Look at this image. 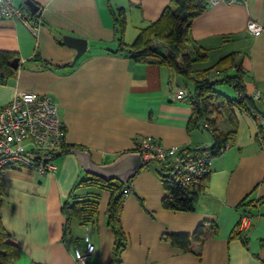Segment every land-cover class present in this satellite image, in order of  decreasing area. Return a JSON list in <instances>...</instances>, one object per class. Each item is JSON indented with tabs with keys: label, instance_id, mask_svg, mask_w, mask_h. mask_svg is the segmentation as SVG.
I'll list each match as a JSON object with an SVG mask.
<instances>
[{
	"label": "crops",
	"instance_id": "0c3cea01",
	"mask_svg": "<svg viewBox=\"0 0 264 264\" xmlns=\"http://www.w3.org/2000/svg\"><path fill=\"white\" fill-rule=\"evenodd\" d=\"M32 1L39 7L37 18L30 19L34 31L19 20L0 19V51L19 59L15 73L0 82V107L20 91L51 96L66 125V144L89 151L98 164L136 150L146 136L165 147L213 144L212 136L209 144L201 136L203 128L188 131L192 104L174 97L187 87L181 74L154 58L141 63L112 52L118 40L111 7L125 9L124 41L131 44L171 0ZM14 3L30 11L25 0ZM250 20L264 28V0L208 5L192 19L188 51L200 47L207 52L205 61L193 63L195 71L212 69L224 58L229 75L242 69L244 90L251 96L264 92V29L251 35ZM64 35L87 40L79 59L74 60L77 52L64 43ZM255 104L254 114L233 108L236 127L218 114L220 131L234 133L212 159L194 211L163 207L168 192L152 165L136 174L121 214L128 244L120 264H264V102ZM53 163V173L17 166L3 170L1 219L21 246L14 264H77L73 249L86 233L96 246L89 263L113 264L115 236L106 214L111 192H100L96 224L83 227L74 221V238L65 241L62 204L86 173L71 152L55 156ZM245 212L249 225L242 232L247 238H230ZM204 222L216 223L217 235L193 242L188 251L162 239L165 233H192Z\"/></svg>",
	"mask_w": 264,
	"mask_h": 264
},
{
	"label": "trees",
	"instance_id": "16d2710c",
	"mask_svg": "<svg viewBox=\"0 0 264 264\" xmlns=\"http://www.w3.org/2000/svg\"><path fill=\"white\" fill-rule=\"evenodd\" d=\"M108 1L110 3V0ZM208 5V0H171L160 18L142 27L138 36L131 44L124 41L126 27L125 9H113L111 7L110 10L113 15L118 40V47L112 52L125 55L141 63L154 58L160 64L166 65L179 74L193 80L195 84L194 92L185 87L188 91V96L185 99L190 101L193 109L192 118L188 124V131L199 127L207 130L213 139V144L208 149L212 156L216 157L227 148L234 133L233 130L227 134L220 131L217 125L218 116H220L218 114L224 113L231 125L236 127L237 119L233 113V108L251 114L256 113L257 109L256 100L244 90L242 69L236 68L237 74L234 76L229 75L228 67H222V64L226 62L225 58L212 69L195 71L193 68V63L207 59V52L200 47H196L193 53L188 51V46L191 43V22ZM37 15L36 13L32 17L37 18ZM161 50H164L165 53H162ZM13 58H18L16 53L0 51V82H4L17 70L9 65V61ZM216 74L222 76V79L215 80L214 76ZM220 82L232 86L237 97L230 98L216 91L215 86ZM216 101L218 103H214ZM212 104H215L216 107L210 109ZM212 113L215 115L210 117ZM204 124H207V127ZM72 148L78 147L67 145L65 139L59 148L50 153V157L54 158L59 154L71 152ZM78 149L83 150L81 148ZM134 151H138V147ZM145 165L153 166L154 171L160 176L168 192V195L162 200L164 208L188 212L195 210V204L203 185L188 189L181 188L169 179L164 164L151 160L147 161ZM9 167L7 166L4 169ZM4 169L0 170V183ZM86 175L87 177L78 180L72 188L68 199L62 204V213L65 217L63 239L66 241L67 239L74 238L72 234V224L74 221H78L83 227L96 224L99 216L100 192L103 190L110 191L111 197L106 210L107 222L115 236L113 264H120L121 253L128 244V236L121 222L124 198L126 196L124 188L130 185L132 180L124 185L116 180L106 181L87 173ZM2 204L3 197L0 191V264H14L21 254V246L2 223ZM247 214L245 212V215ZM237 227H235L230 238L238 236L245 241L247 236L242 231H238ZM217 233L218 226L216 223L204 222L199 224L192 233H165L162 239L174 247L188 251L191 249L193 242L211 239ZM77 240L74 239L75 242Z\"/></svg>",
	"mask_w": 264,
	"mask_h": 264
},
{
	"label": "built area",
	"instance_id": "2783aa9c",
	"mask_svg": "<svg viewBox=\"0 0 264 264\" xmlns=\"http://www.w3.org/2000/svg\"><path fill=\"white\" fill-rule=\"evenodd\" d=\"M219 2L245 0H208L209 5ZM32 16L25 5H16L14 0H0V19L19 20L34 31L35 27L30 22ZM263 29L260 23L253 20L247 24L249 33L256 37L261 35ZM187 96L186 88L174 94L176 99ZM251 97L264 102L263 91L257 90ZM204 126L207 127V124ZM66 133V125L51 96L36 91L17 92L11 102L0 107V170L17 166L36 168L42 174L53 173L56 167L50 153L65 141ZM208 148L207 145L194 148L165 147L151 136L143 137L138 145L144 161L153 160L164 164L169 179L184 189L204 185L214 158ZM130 191V185L124 188L125 195ZM248 225L249 217L242 216L237 229L242 231ZM95 252L96 246L88 233L73 249L77 264H90L89 260Z\"/></svg>",
	"mask_w": 264,
	"mask_h": 264
},
{
	"label": "water",
	"instance_id": "95a60500",
	"mask_svg": "<svg viewBox=\"0 0 264 264\" xmlns=\"http://www.w3.org/2000/svg\"><path fill=\"white\" fill-rule=\"evenodd\" d=\"M25 4L30 9L31 15H35L39 11L38 5L32 0H25ZM63 40L66 45L76 50L77 54L74 60L79 59L87 49L86 39L64 35ZM9 65L13 69H18L19 59H11ZM71 153L76 155L85 173L106 181L116 180L124 185L128 184L146 164L140 151L122 153L112 162L105 164L95 163L90 152L86 150L72 148Z\"/></svg>",
	"mask_w": 264,
	"mask_h": 264
},
{
	"label": "rangeland",
	"instance_id": "374dc122",
	"mask_svg": "<svg viewBox=\"0 0 264 264\" xmlns=\"http://www.w3.org/2000/svg\"><path fill=\"white\" fill-rule=\"evenodd\" d=\"M134 40L135 39H133L131 42H133ZM199 64H200L199 67H206L208 65V64H205V63H199ZM216 79L217 80L222 79V76L215 75V80ZM181 81H182V83H185L187 85V88L191 92H194L195 84H194L193 80H191V79H189V78H187V77H185V76L182 75L181 76ZM215 89L217 91H220L221 93L225 94L226 96H235L236 95V92H235L234 88L232 86H230L229 84H227V83H223V82L222 83L221 82L220 83H217L216 86H215ZM214 103H218V102L216 101ZM215 107H216L215 104H212V106L210 107V109L211 108H215ZM200 133H201V136L203 137V139L208 140V143L207 144H209V142L211 141V135H210V133L208 131L204 130V129L202 131L200 130ZM84 177H87V175L84 174ZM74 232L80 234L83 231L80 230V229H76V230H74Z\"/></svg>",
	"mask_w": 264,
	"mask_h": 264
}]
</instances>
